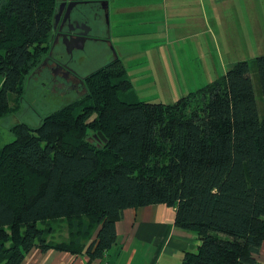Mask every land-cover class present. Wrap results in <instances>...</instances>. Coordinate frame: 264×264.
I'll use <instances>...</instances> for the list:
<instances>
[{
    "label": "trees",
    "instance_id": "trees-1",
    "mask_svg": "<svg viewBox=\"0 0 264 264\" xmlns=\"http://www.w3.org/2000/svg\"><path fill=\"white\" fill-rule=\"evenodd\" d=\"M53 1L0 6V119L41 57ZM122 67L115 59L87 75L69 107L37 126L15 124V138L0 146V264H20L33 247L100 256L124 209L157 203L174 207V225L201 242L181 264H255L264 241V114L250 62L168 104L121 100L130 87ZM254 68L264 107V55ZM53 219L67 223V241H46L37 222Z\"/></svg>",
    "mask_w": 264,
    "mask_h": 264
},
{
    "label": "crops",
    "instance_id": "crops-1",
    "mask_svg": "<svg viewBox=\"0 0 264 264\" xmlns=\"http://www.w3.org/2000/svg\"><path fill=\"white\" fill-rule=\"evenodd\" d=\"M258 2L264 3V0ZM106 3L109 24L113 21L107 42L120 39L118 43L123 52H118V57L113 60L118 59L121 64L138 58L143 51L151 52L159 47L169 58L174 48L175 52L182 49L186 56L191 55L189 50L194 51L191 56L200 60L209 56V32L219 34L221 52L226 59L237 55L238 49L256 47L260 41L258 16L250 10L252 0H106ZM141 24L143 30L135 32L132 29ZM134 35L150 38L141 40L138 50L129 53L127 46L139 43L132 38ZM180 58L167 64L191 67ZM235 61L232 58L230 64ZM174 217V207L163 203L126 208L115 224L114 243L102 255H93L86 249L72 252L33 247L20 264H181L183 253L197 249L201 242L194 232L177 228ZM50 222L52 220L47 221ZM63 230L60 233L67 235L65 228ZM48 233L54 232L51 229ZM254 257L255 264H264V241Z\"/></svg>",
    "mask_w": 264,
    "mask_h": 264
},
{
    "label": "rangeland",
    "instance_id": "rangeland-1",
    "mask_svg": "<svg viewBox=\"0 0 264 264\" xmlns=\"http://www.w3.org/2000/svg\"><path fill=\"white\" fill-rule=\"evenodd\" d=\"M4 1L5 0L0 1V6L4 4ZM252 2V8L249 9L258 16L259 32H261L260 41L256 47L253 45L251 49H238L237 55H232L230 59H226L221 52L223 49L220 46L219 34L209 32V56L205 58L201 57L200 60L197 56L192 57L191 55H193L194 51L189 49L191 55L186 56L182 49L175 52L173 48L170 52V58L162 47L152 50L151 52L143 51L138 58L131 61H123L124 64L122 63V68L124 73L122 78L130 82V87L125 90H120L118 92L119 98L129 101L173 103L181 96L223 75L233 64H230L233 58L234 61L247 60L250 62V75L254 86L258 112L260 115H263L264 107L258 77L254 68V58L259 55H264V3L258 2V0H252ZM94 12L95 13H93L88 20L91 25L92 33L108 40L109 29L111 28V30H113V21L109 24L108 11L103 13L101 10H95ZM143 27L144 25L141 24L132 26V29L135 32H139L143 30ZM132 38L138 40L136 42L139 43L134 46H127L126 49L129 53L136 51L141 40L150 37L134 35ZM119 41L120 39H113L112 43L107 41L89 42L83 51L75 52L72 55V61L69 59V62L76 73L87 77V75L91 74L108 61L110 62L116 56L118 57V52L122 54L123 49L122 46L119 45ZM146 46L148 47L149 45ZM178 47L182 48L183 45H178ZM188 50H185V52ZM42 57L43 52L39 60L35 58V60L33 59V61H31L28 72L23 77L21 91H19L18 94L10 96V111L0 119V146L15 138L12 131L15 124L27 123L30 126H37L42 117L63 107H69L71 103L85 93L81 90L79 93L75 91L65 92L60 88L54 87L51 82L42 81L40 75L44 73L46 69L43 68L38 72L36 70V66ZM179 57H181L179 59L180 61L190 63L191 67L187 68V65H185L186 67H178L176 65L170 66L167 64L168 61ZM177 71L179 73H177ZM191 71H193V73H191ZM72 111L77 112L78 110L73 109ZM49 224L52 226L53 234L46 231L47 222H37L38 227L45 229L46 241L62 243L68 240V234L65 236L61 234L64 231L63 228H65L66 233L68 232V226L64 220H58L56 222V219H53ZM58 226H61L59 228L60 230H57Z\"/></svg>",
    "mask_w": 264,
    "mask_h": 264
},
{
    "label": "flooded vegetation",
    "instance_id": "flooded-vegetation-1",
    "mask_svg": "<svg viewBox=\"0 0 264 264\" xmlns=\"http://www.w3.org/2000/svg\"><path fill=\"white\" fill-rule=\"evenodd\" d=\"M53 2L51 32L47 42L41 46L43 57L37 64L36 70L38 72L45 68L46 71L40 75L42 81L51 82L54 87L65 92L79 93L80 90L85 92L86 76L76 73L69 59L72 61V55L83 51L89 42L107 41L106 38L92 33L88 21L95 10L106 13L107 8H104V5H107L106 0H54ZM71 2L75 3L71 4ZM85 30L88 31L84 41L81 42L79 37ZM66 43L74 47L71 52H67ZM79 46L81 48H78Z\"/></svg>",
    "mask_w": 264,
    "mask_h": 264
},
{
    "label": "water",
    "instance_id": "water-1",
    "mask_svg": "<svg viewBox=\"0 0 264 264\" xmlns=\"http://www.w3.org/2000/svg\"><path fill=\"white\" fill-rule=\"evenodd\" d=\"M74 4L75 2H71V4ZM106 4L104 5V8H106ZM87 31L88 30H85V32H83L81 35H80V37H79V39L81 40V42H83L84 41V39H85V36H86V34H87ZM69 39H71V38H69ZM66 45V50H67V52H71L72 51V49L74 48L73 46H71L70 44H65ZM78 48H81V46H79Z\"/></svg>",
    "mask_w": 264,
    "mask_h": 264
}]
</instances>
